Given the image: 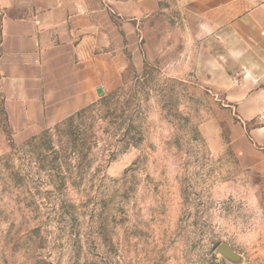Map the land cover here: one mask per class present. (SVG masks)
<instances>
[{
    "label": "rangeland",
    "instance_id": "obj_1",
    "mask_svg": "<svg viewBox=\"0 0 264 264\" xmlns=\"http://www.w3.org/2000/svg\"><path fill=\"white\" fill-rule=\"evenodd\" d=\"M150 39L119 92L0 126V264H264V112Z\"/></svg>",
    "mask_w": 264,
    "mask_h": 264
},
{
    "label": "crops",
    "instance_id": "obj_2",
    "mask_svg": "<svg viewBox=\"0 0 264 264\" xmlns=\"http://www.w3.org/2000/svg\"><path fill=\"white\" fill-rule=\"evenodd\" d=\"M162 35L201 85L245 84L225 98L264 112V0H0V126L25 139L119 92Z\"/></svg>",
    "mask_w": 264,
    "mask_h": 264
},
{
    "label": "water",
    "instance_id": "obj_3",
    "mask_svg": "<svg viewBox=\"0 0 264 264\" xmlns=\"http://www.w3.org/2000/svg\"><path fill=\"white\" fill-rule=\"evenodd\" d=\"M96 91H97V94H98V95H102V90H101V88H97Z\"/></svg>",
    "mask_w": 264,
    "mask_h": 264
}]
</instances>
